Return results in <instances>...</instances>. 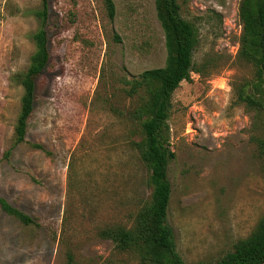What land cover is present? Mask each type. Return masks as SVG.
<instances>
[{"label": "rangeland", "instance_id": "obj_1", "mask_svg": "<svg viewBox=\"0 0 264 264\" xmlns=\"http://www.w3.org/2000/svg\"><path fill=\"white\" fill-rule=\"evenodd\" d=\"M48 0L51 60L38 78L24 143L16 80L36 52L42 0H0V196L34 220L0 211V264H145L106 237L134 231L151 172L132 91L167 62L156 0ZM198 34L194 69L174 93L168 223L187 264L215 263L264 217V108L245 55V0H178ZM16 78V79H15ZM34 145H42L44 150Z\"/></svg>", "mask_w": 264, "mask_h": 264}, {"label": "trees", "instance_id": "obj_2", "mask_svg": "<svg viewBox=\"0 0 264 264\" xmlns=\"http://www.w3.org/2000/svg\"><path fill=\"white\" fill-rule=\"evenodd\" d=\"M111 19L115 16L112 0H105ZM43 10L38 12L41 29L35 35L36 52L29 67L19 78H15L24 89L21 113L16 126L17 143H24L29 120L34 112L38 78L46 71L51 53L46 24L48 0H42ZM249 8L245 10V58L255 67V86L262 95L260 99L252 95L242 96L257 109L264 108V0H245ZM158 19L166 37L168 53L165 67L148 70L136 82L132 91L145 88L147 101L134 113V119L141 123L144 138L138 145L141 156L149 168L150 184L153 188L151 200L139 214L134 231H110L106 237L119 243L121 248L139 249L145 264H187L179 252L174 231L168 223V212L172 198V185L169 180V166L176 159L170 144L169 118L174 93L182 82L189 81L194 69L193 53L198 45L195 27L181 15L178 0H156ZM44 150L42 145H34ZM264 155V143L261 144ZM0 211L14 217L22 224L30 226L35 220L0 196ZM68 264H74L69 256ZM196 264H264V217L254 232L238 241L231 252L215 262Z\"/></svg>", "mask_w": 264, "mask_h": 264}]
</instances>
